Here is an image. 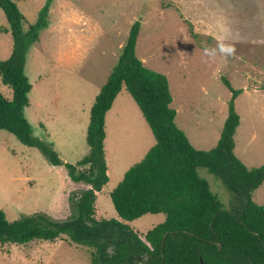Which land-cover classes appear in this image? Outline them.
I'll return each mask as SVG.
<instances>
[{"label":"rangeland","instance_id":"rangeland-1","mask_svg":"<svg viewBox=\"0 0 264 264\" xmlns=\"http://www.w3.org/2000/svg\"><path fill=\"white\" fill-rule=\"evenodd\" d=\"M47 1L17 3L23 30L37 21ZM47 21L25 57L31 90L24 117L32 136L50 145L64 164L75 165L87 155L85 136L94 99L139 22L135 56L167 78L175 124L191 146L207 151L217 143L231 100L225 78L240 92L234 100L240 119L234 155L249 169L264 166V0H51ZM220 35L234 46V54L203 56L202 48L214 47ZM11 50L12 38L0 9V61L7 60ZM0 94L7 101L12 98L1 82ZM154 143L141 112L122 89L105 115L108 183L96 193L97 220L121 221L110 192ZM196 173L222 208L230 210L232 196L221 181L202 168ZM85 188L70 181L63 165L52 166L38 149L0 130V211L8 221L36 214L66 220L71 196ZM252 201L264 205V182ZM164 219L163 214H147L125 224L144 241V234ZM90 251L67 237L3 245L0 264H90Z\"/></svg>","mask_w":264,"mask_h":264},{"label":"trees","instance_id":"trees-1","mask_svg":"<svg viewBox=\"0 0 264 264\" xmlns=\"http://www.w3.org/2000/svg\"><path fill=\"white\" fill-rule=\"evenodd\" d=\"M20 1L0 0L12 38L10 57L0 61V82L12 94L10 101L0 94V130L38 149L52 166L63 165L71 182L88 188L71 196V215L63 221L44 214L8 221L0 211V247L67 237L71 243L91 250L90 264H264V205L252 201L253 192L264 182V166L249 169L233 152L240 122L234 100L240 92L222 78L231 100L219 139L210 150L193 148L175 124L167 78L135 56L140 32V23L136 22L121 48L117 67L91 107L85 136L87 155L75 165L64 164L50 145L32 136L24 117L31 90L24 74L25 57L29 47L38 41L39 31L48 24L51 0L26 30L17 6ZM187 32L193 37L190 26ZM122 89L138 107L155 143L110 192L121 221L97 220L96 193L108 183L105 115ZM199 168L219 179L231 194L230 210L222 208L217 196L198 177ZM147 214H163L165 219L147 231L143 241L125 222Z\"/></svg>","mask_w":264,"mask_h":264},{"label":"clouds","instance_id":"clouds-1","mask_svg":"<svg viewBox=\"0 0 264 264\" xmlns=\"http://www.w3.org/2000/svg\"><path fill=\"white\" fill-rule=\"evenodd\" d=\"M226 36L220 35L217 38V43L214 47L212 46H205L202 48L203 56L213 59L218 55H222L225 58L230 57L234 54L235 48L233 45L225 43Z\"/></svg>","mask_w":264,"mask_h":264},{"label":"water","instance_id":"water-1","mask_svg":"<svg viewBox=\"0 0 264 264\" xmlns=\"http://www.w3.org/2000/svg\"><path fill=\"white\" fill-rule=\"evenodd\" d=\"M218 249H220V245L218 246ZM109 252H111V248H109Z\"/></svg>","mask_w":264,"mask_h":264}]
</instances>
